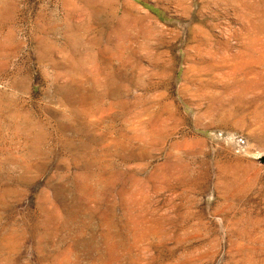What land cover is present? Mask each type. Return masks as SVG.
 <instances>
[{
    "label": "rangeland",
    "instance_id": "1",
    "mask_svg": "<svg viewBox=\"0 0 264 264\" xmlns=\"http://www.w3.org/2000/svg\"><path fill=\"white\" fill-rule=\"evenodd\" d=\"M0 264H264V0H0Z\"/></svg>",
    "mask_w": 264,
    "mask_h": 264
},
{
    "label": "bare ground",
    "instance_id": "2",
    "mask_svg": "<svg viewBox=\"0 0 264 264\" xmlns=\"http://www.w3.org/2000/svg\"><path fill=\"white\" fill-rule=\"evenodd\" d=\"M243 4V3H242ZM198 23V22H197ZM198 29V28H197ZM132 54V53H131ZM150 55V54H149ZM130 56V55H129ZM132 56V55H131ZM226 57V56H225ZM132 58V57H131ZM163 58V57H162ZM133 62V61H132ZM131 62V63H132ZM136 67V66H135ZM172 67V66H171ZM129 68V67H128ZM132 68V67H131ZM228 69V68H227ZM134 70V69H133ZM164 70V69H163ZM169 71V70H168ZM230 71V70H229ZM163 72V71H162ZM166 72V71H165ZM164 75V74H163ZM188 80V79H187ZM153 85V84H152ZM127 100V99H126ZM136 102V101H135ZM137 104V103H136ZM166 108V107H165ZM164 109V108H163ZM162 115V114H161ZM163 118V117H162ZM138 135V134H137ZM144 138V137H143ZM90 146V145H89ZM93 153V152H92ZM114 153V152H113ZM109 154V153H108ZM126 154V153H125ZM94 155V154H93ZM120 155V154H119ZM123 155H124V153H123ZM103 157V156H102ZM121 158V157H120ZM128 158V157H127ZM126 158V159H127ZM139 188V187H138ZM126 210V209H125ZM129 212V211H128Z\"/></svg>",
    "mask_w": 264,
    "mask_h": 264
}]
</instances>
